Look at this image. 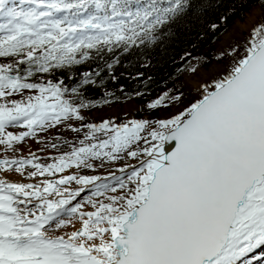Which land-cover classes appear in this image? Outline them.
Masks as SVG:
<instances>
[{"label": "snow or ice", "instance_id": "obj_1", "mask_svg": "<svg viewBox=\"0 0 264 264\" xmlns=\"http://www.w3.org/2000/svg\"><path fill=\"white\" fill-rule=\"evenodd\" d=\"M250 2L264 8L240 6ZM206 7L0 0V264H264V19L221 51L230 66L215 68L182 110L120 124L84 115L100 103L86 90L105 84L102 73L117 80L122 56L161 44L168 25ZM92 60L101 63L73 72ZM58 70L74 83L53 79ZM183 98L165 91L147 108ZM59 127L76 140L56 137L57 155H15ZM119 161L121 175L83 174Z\"/></svg>", "mask_w": 264, "mask_h": 264}, {"label": "trees", "instance_id": "obj_2", "mask_svg": "<svg viewBox=\"0 0 264 264\" xmlns=\"http://www.w3.org/2000/svg\"><path fill=\"white\" fill-rule=\"evenodd\" d=\"M255 6L260 5L250 2L241 7L240 0H207V7L200 15H188L168 25L164 29L167 35L161 44L153 48L137 49L130 55L122 56L121 63L114 69L118 79L112 81L105 71L102 73L105 84L102 87H89L86 90L87 97L100 101L96 107L133 99L138 104L133 113L135 119H145V115L156 114L161 107L150 110L147 108L148 102L165 91L184 93L187 87L184 75L191 72L188 65H200V68H207L213 62L226 61L219 59L221 51L215 48L216 43L236 20H244L247 13ZM231 9H235V12L232 13ZM224 16L227 19L221 20ZM213 24L218 27L213 29ZM185 53L191 54L187 60L182 59ZM0 62H5L4 58H0ZM100 63L99 60H92L75 67L73 72L79 74L90 68H96ZM68 76V71L58 70L52 78L63 77L66 84L72 85L74 81L68 79ZM76 78L79 79V76L77 75ZM155 90H161L158 96H155ZM105 93H112V95L106 97ZM136 93H142V95L138 96ZM90 111L91 109L86 110L88 114ZM85 116L90 122H100L90 115Z\"/></svg>", "mask_w": 264, "mask_h": 264}, {"label": "rangeland", "instance_id": "obj_3", "mask_svg": "<svg viewBox=\"0 0 264 264\" xmlns=\"http://www.w3.org/2000/svg\"><path fill=\"white\" fill-rule=\"evenodd\" d=\"M18 2V0H17ZM251 17V21H247L248 18ZM264 17V8L260 6L253 7L246 15V18L244 20H236L235 23L231 26V28L222 35L220 40L216 43L215 48L218 51H231L232 46L234 45H241L245 42L249 31L251 27L254 24L259 23ZM245 21V22H244ZM245 23V24H244ZM248 23V25H246ZM235 27V28H234ZM240 27V28H239ZM242 29V35L235 37L230 42H225L227 35L230 32H233L234 30ZM243 50L241 49V52ZM218 64L220 67H228L229 61L226 60L222 63L213 62L209 67L207 68H200V71L197 72L195 75H193L191 72H187L184 75V81L186 82V89L184 91V98L183 101L176 104L173 107H161L160 110L152 115H145V119H152L155 120L157 118H163L168 116L170 113H175L179 110H182L183 107H185L192 99H194L198 95V86L203 82L201 78V72L202 70H208L212 65ZM161 90H155V96H158ZM138 104L133 99H125L122 102H112L107 105H102L99 107H95L91 109L89 114L85 111V115H90L94 118H96L99 121L108 120L109 118H112L115 123H125L131 119L134 118L133 113L137 109ZM22 129H13V131H20ZM56 137H63L64 139H67L69 141H75L76 136L75 133L68 131L67 129L63 127L59 128H53L49 129L47 132H40L39 133V139H32L27 138L25 142L19 144L17 147L19 151L15 153V155H29L30 152L35 153L37 156L41 157L42 159H49L50 157L57 155V150L52 148V143L57 142ZM66 147V146H65ZM8 155H13L12 153H8ZM130 164L136 163L135 160H128L127 161ZM96 164H99V162H95ZM123 161H119L112 164H105L104 167H100L103 169V171H113L117 170L120 167L123 166ZM98 168V167H97Z\"/></svg>", "mask_w": 264, "mask_h": 264}, {"label": "bare ground", "instance_id": "obj_4", "mask_svg": "<svg viewBox=\"0 0 264 264\" xmlns=\"http://www.w3.org/2000/svg\"><path fill=\"white\" fill-rule=\"evenodd\" d=\"M251 17L248 18L247 21L249 22H252L251 21ZM245 22V21H244ZM245 24V23H244ZM248 25V23L246 24ZM235 28V27H234ZM240 28V27H239ZM242 35V29H239V30H234L233 32H230L228 35H227V38H226V41L225 42H230L232 41L235 37L237 36H240ZM217 67H220L218 64H214L212 65L208 70H202V74H201V78L202 79H208V76L209 74L213 73L214 69L217 68ZM204 81V80H203ZM136 163L132 164V165H135ZM111 170L109 171H103L102 168L98 167L95 169V171L93 170H84V173L83 174H87V175H108V173L110 172ZM111 172H115L116 175H121V173L117 170H113ZM10 179H14V180H18L20 179L19 176H11Z\"/></svg>", "mask_w": 264, "mask_h": 264}, {"label": "water", "instance_id": "obj_5", "mask_svg": "<svg viewBox=\"0 0 264 264\" xmlns=\"http://www.w3.org/2000/svg\"><path fill=\"white\" fill-rule=\"evenodd\" d=\"M171 147H172V145H168V144L165 145L166 150H170Z\"/></svg>", "mask_w": 264, "mask_h": 264}]
</instances>
